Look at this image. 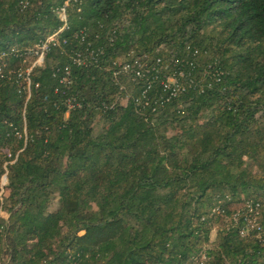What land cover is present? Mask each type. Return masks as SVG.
I'll list each match as a JSON object with an SVG mask.
<instances>
[{
    "label": "trees",
    "instance_id": "trees-1",
    "mask_svg": "<svg viewBox=\"0 0 264 264\" xmlns=\"http://www.w3.org/2000/svg\"><path fill=\"white\" fill-rule=\"evenodd\" d=\"M0 69V264H264V0H0Z\"/></svg>",
    "mask_w": 264,
    "mask_h": 264
},
{
    "label": "built area",
    "instance_id": "built-area-1",
    "mask_svg": "<svg viewBox=\"0 0 264 264\" xmlns=\"http://www.w3.org/2000/svg\"><path fill=\"white\" fill-rule=\"evenodd\" d=\"M65 13H66V11H65V8H64V9H62V14H61V18H62L63 21H66V14ZM56 35H57V33L51 35L44 43H42V44L39 45V51H41V53L39 54L37 61L38 62H41V64L43 62L44 51H46L48 49V46H49L50 42H53L55 40ZM76 62L78 64H81V56L80 55H77ZM41 64H39V65H41ZM124 71H126V72H133L135 77H140V70H134L130 65H126L124 67ZM0 76H2V70L1 69H0ZM68 106H69L70 109H72V108L75 107V104L72 103V102H70V104ZM252 216L253 215H249L246 218V222H247V227L248 228H250V227L251 228H255V225H256L255 222H256V220H255V218H252ZM234 220L236 221V218H234ZM246 234H247V230H243L242 231V235H246Z\"/></svg>",
    "mask_w": 264,
    "mask_h": 264
},
{
    "label": "rangeland",
    "instance_id": "rangeland-1",
    "mask_svg": "<svg viewBox=\"0 0 264 264\" xmlns=\"http://www.w3.org/2000/svg\"><path fill=\"white\" fill-rule=\"evenodd\" d=\"M34 63H35V64H38V65L41 64V62H38L37 60H36ZM122 102L125 104L126 101L124 100V101H122ZM6 184H7V178L4 177V178L2 179V186H3V188L5 187ZM3 192H4V195H7V194H8L7 191H6L5 189H3ZM0 218H5V219H7V218H8V213L5 212V211H1V212H0ZM219 228H220V225L216 224V225H215V229L213 230L212 235H211V241L215 239L216 234H217V231L219 230Z\"/></svg>",
    "mask_w": 264,
    "mask_h": 264
}]
</instances>
